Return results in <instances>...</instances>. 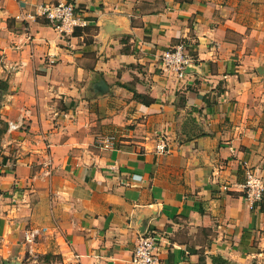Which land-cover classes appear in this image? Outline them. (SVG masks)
<instances>
[{
	"label": "crops",
	"instance_id": "0c3cea01",
	"mask_svg": "<svg viewBox=\"0 0 264 264\" xmlns=\"http://www.w3.org/2000/svg\"><path fill=\"white\" fill-rule=\"evenodd\" d=\"M57 1L0 0V264H129L146 233L160 264H264L241 188L264 181V0H64L68 34L37 14ZM180 42L182 78L157 60Z\"/></svg>",
	"mask_w": 264,
	"mask_h": 264
},
{
	"label": "built area",
	"instance_id": "2783aa9c",
	"mask_svg": "<svg viewBox=\"0 0 264 264\" xmlns=\"http://www.w3.org/2000/svg\"><path fill=\"white\" fill-rule=\"evenodd\" d=\"M37 14L45 18L49 24L59 33L68 34L76 26H85V20L75 11V5L71 2L60 0L52 3L40 4L37 8ZM21 16V14H17ZM26 18H33L34 14H25ZM157 60L161 71L176 75L178 78L184 77L189 68L192 57L189 54L186 45L183 42L162 51ZM53 63V61H50ZM24 125L23 120L8 121V131H14ZM115 141L114 134H104L99 136L97 145L102 148H111ZM165 145L160 143L156 145V150L163 151ZM244 199L250 209L264 197L263 177L257 171L246 168L245 178L241 184ZM44 231L39 227H26L23 230V241L28 246L29 252H32V244L37 237ZM136 244L132 258L129 264H160L158 246L156 238L150 234H140L136 238Z\"/></svg>",
	"mask_w": 264,
	"mask_h": 264
},
{
	"label": "rangeland",
	"instance_id": "374dc122",
	"mask_svg": "<svg viewBox=\"0 0 264 264\" xmlns=\"http://www.w3.org/2000/svg\"><path fill=\"white\" fill-rule=\"evenodd\" d=\"M21 264H63L58 256H31L23 259Z\"/></svg>",
	"mask_w": 264,
	"mask_h": 264
},
{
	"label": "trees",
	"instance_id": "16d2710c",
	"mask_svg": "<svg viewBox=\"0 0 264 264\" xmlns=\"http://www.w3.org/2000/svg\"><path fill=\"white\" fill-rule=\"evenodd\" d=\"M213 262L214 264H230L228 261H226L225 259L221 257H214Z\"/></svg>",
	"mask_w": 264,
	"mask_h": 264
}]
</instances>
